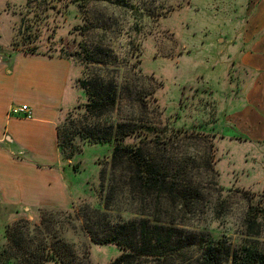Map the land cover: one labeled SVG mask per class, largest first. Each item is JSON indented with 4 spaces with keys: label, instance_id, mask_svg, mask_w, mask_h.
Returning <instances> with one entry per match:
<instances>
[{
    "label": "rangeland",
    "instance_id": "rangeland-1",
    "mask_svg": "<svg viewBox=\"0 0 264 264\" xmlns=\"http://www.w3.org/2000/svg\"><path fill=\"white\" fill-rule=\"evenodd\" d=\"M263 3L264 0H35L28 5V0H12L6 8L14 24V51L68 59L74 68L72 76L78 72V79L70 81L76 91L70 90L65 97L73 107L62 109L60 123L76 118L78 112L72 111L88 102L81 80L114 77L123 101L113 121L122 117L140 120L141 136L128 138L123 144L149 145L162 131L164 137L177 131L207 137L213 145L210 154L222 190L210 183L211 177L204 176L212 188V198L206 207L208 216H202L195 225L207 228L216 239L237 241L247 200L264 204V150L258 156L242 138L233 136L228 120L234 72L240 73L235 62L249 50L247 39L238 36L246 35L249 19L261 12ZM234 50L241 51L239 56ZM92 54L100 64L88 62ZM244 70L241 73L247 76ZM198 147L204 149L192 146L190 153L195 154ZM74 149L72 159L62 157L54 167L62 172L68 203L56 204L60 200L56 199L55 203L39 207H15L8 206L0 196V243L6 242L8 225L19 220L39 223L41 210L61 211L66 215L55 217L54 229L74 247L79 259L86 253L90 264H110L122 251L114 245H94L79 209L86 205L102 208L107 194L101 189L100 172L109 169L114 144L75 140ZM197 152L201 157L202 150ZM23 158L26 156L18 154V160ZM225 199L231 213L214 221L209 217L211 207ZM110 210L114 221L135 217L114 206Z\"/></svg>",
    "mask_w": 264,
    "mask_h": 264
},
{
    "label": "trees",
    "instance_id": "trees-1",
    "mask_svg": "<svg viewBox=\"0 0 264 264\" xmlns=\"http://www.w3.org/2000/svg\"><path fill=\"white\" fill-rule=\"evenodd\" d=\"M34 1L28 0V5ZM94 56L88 62L100 64ZM80 87L88 102L72 111L78 112L76 118L58 125V146L63 159L70 160L76 154L75 140L114 144L109 169L100 172L101 189L107 194L102 208L79 209L94 245H114L122 251L110 264H264L263 202L247 200L237 241L216 239L207 228L195 225L208 216L212 198L204 176L222 190L207 137L182 131L164 137L162 131L149 145H125L126 139L141 136L140 120L113 121L123 101L118 82L96 77L81 80ZM199 145L204 149L198 147L192 155L190 147ZM226 203V199L214 203L209 217L214 221L228 217L231 206ZM113 206L118 210L123 206L122 212L135 217L111 220ZM62 213L66 215L41 210L39 223L19 220L8 225L6 242L0 243V264H90L86 253L80 260L54 229L55 217Z\"/></svg>",
    "mask_w": 264,
    "mask_h": 264
},
{
    "label": "crops",
    "instance_id": "crops-1",
    "mask_svg": "<svg viewBox=\"0 0 264 264\" xmlns=\"http://www.w3.org/2000/svg\"><path fill=\"white\" fill-rule=\"evenodd\" d=\"M11 2L0 0V196L15 207H39L56 199V204H66L70 197L62 172L54 168L62 161L57 127L62 109L73 107L65 97L75 90L70 81L78 79V72L72 76L68 59L13 50L14 24L6 8ZM248 22L246 35L238 37L247 39L249 50L242 56L234 50L240 73L234 72L228 120L232 135L259 156L264 150V3ZM20 105L31 109V119L9 115L12 106ZM18 154L26 158L18 160Z\"/></svg>",
    "mask_w": 264,
    "mask_h": 264
},
{
    "label": "built area",
    "instance_id": "built-area-1",
    "mask_svg": "<svg viewBox=\"0 0 264 264\" xmlns=\"http://www.w3.org/2000/svg\"><path fill=\"white\" fill-rule=\"evenodd\" d=\"M9 115L24 119H31L33 117V113L27 105L12 106L9 110Z\"/></svg>",
    "mask_w": 264,
    "mask_h": 264
}]
</instances>
